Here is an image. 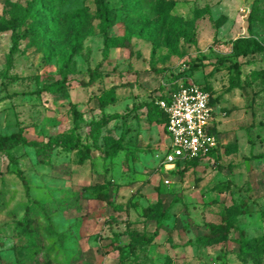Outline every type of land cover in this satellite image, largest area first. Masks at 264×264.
Instances as JSON below:
<instances>
[{
    "label": "rangeland",
    "instance_id": "obj_1",
    "mask_svg": "<svg viewBox=\"0 0 264 264\" xmlns=\"http://www.w3.org/2000/svg\"><path fill=\"white\" fill-rule=\"evenodd\" d=\"M30 1L8 57L2 19ZM190 81L218 151L172 175L157 103ZM16 133L32 147L0 150V264H264V0H0V136Z\"/></svg>",
    "mask_w": 264,
    "mask_h": 264
},
{
    "label": "built area",
    "instance_id": "obj_2",
    "mask_svg": "<svg viewBox=\"0 0 264 264\" xmlns=\"http://www.w3.org/2000/svg\"><path fill=\"white\" fill-rule=\"evenodd\" d=\"M164 114L166 148L162 155L165 171L208 159L218 151L214 132L211 95L193 82H180L157 103ZM168 185L169 180L163 181Z\"/></svg>",
    "mask_w": 264,
    "mask_h": 264
},
{
    "label": "trees",
    "instance_id": "obj_3",
    "mask_svg": "<svg viewBox=\"0 0 264 264\" xmlns=\"http://www.w3.org/2000/svg\"><path fill=\"white\" fill-rule=\"evenodd\" d=\"M58 1L61 2L63 0H58ZM95 1H96V3L98 2V0H95ZM30 7H31V1L26 3V6L24 7V10H23V13H24L23 17H17V16L10 15L8 20L2 19V21L6 25V28L11 32V45H10L9 50H8V57H11V55L18 49L19 42H20V40L22 38V35L17 32V28L22 26L25 23L26 19H28L30 17L31 18L33 17ZM37 34L40 35V31H37ZM230 43L232 44V48H233V50L236 51L235 54L238 57L245 58V57L249 56L250 54H252V50L250 49V45H249L248 42L237 39V40L231 41ZM127 47H128V49H130V46H127ZM233 67H234V70L239 71V64L235 63V64H233ZM96 70H97V67L94 70L89 72V80H88L87 83H84V85H92L95 82V80L98 78V74H97ZM177 80H179V79H176L175 81L177 82ZM63 81L64 80H62V82ZM61 85L63 86V83H60V82L50 83L47 86V90H50V89H53V88H57V87H59ZM174 88L175 87H172V89H174ZM42 91L43 90H40V91H37L35 93H41ZM108 103H112V102H108ZM157 112H158V115H159V118L161 119V121L164 122V120H165L164 114L159 109H158ZM77 117L78 116L75 115L74 119H77ZM14 144H19V145H22V146L32 147V144L29 143L22 136L21 133L10 134L9 136H0V150L5 148V147H8L10 145H14ZM48 146H53V144L47 143L45 145V147H48ZM213 156L214 155L211 154V157H213ZM193 164H195V162L191 163V165H193ZM184 168H185V166L177 165L175 170L170 171L168 173L172 174V175L173 174H177V173L179 174V172H182L184 170ZM21 182L25 186L23 178H21ZM99 197L102 200H106V197L104 195H100ZM171 206H172L171 204L167 205L165 208H163L158 213L157 217L155 218L154 221H155V224H156V229H155L154 235H156L157 229L159 228L161 223L168 219V211H169ZM150 210H151L150 207L149 208H145L144 212L147 214V213L150 212ZM221 219H222L221 220L222 223L220 225H218V226H212L211 225L210 229L213 230L214 232L219 231V230L224 231L225 230L224 223L226 222V217L223 216ZM47 229H48L47 230L48 233L55 234L54 230L52 228V225H51L49 220H48ZM212 235H215V233L212 234ZM149 241H151L150 238H148V242ZM240 249H241L240 251H242V253H243L244 244L241 243Z\"/></svg>",
    "mask_w": 264,
    "mask_h": 264
}]
</instances>
